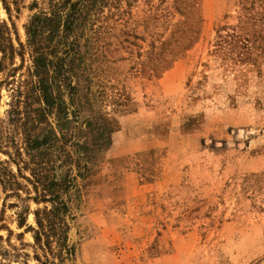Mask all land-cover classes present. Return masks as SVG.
<instances>
[{
    "label": "rangeland",
    "instance_id": "1",
    "mask_svg": "<svg viewBox=\"0 0 264 264\" xmlns=\"http://www.w3.org/2000/svg\"><path fill=\"white\" fill-rule=\"evenodd\" d=\"M75 1L78 26L50 64L64 144L53 177L69 168L75 183L63 264H264V190L246 187L264 172V0ZM51 2L0 0V264H61L56 244L35 242L36 211L52 203L18 154L14 111L32 64L26 24ZM94 140L104 146L80 170L72 143Z\"/></svg>",
    "mask_w": 264,
    "mask_h": 264
},
{
    "label": "trees",
    "instance_id": "2",
    "mask_svg": "<svg viewBox=\"0 0 264 264\" xmlns=\"http://www.w3.org/2000/svg\"><path fill=\"white\" fill-rule=\"evenodd\" d=\"M79 3L75 0H52L49 9H41L35 12L29 22L26 24L27 42L20 43L21 48L26 51L30 49L32 56V64L29 67L28 77L22 79L15 94L17 106L14 111L18 114V122L23 126L24 144L25 146L18 150V154L23 158V151L29 157V161H25L26 167L32 173L31 182L35 184L36 190L39 192V199L45 202H51V206H45L36 211L37 222L39 228L35 229L36 245L49 249L54 253V245L60 248L59 258L61 264L74 253L75 249L70 247L68 243V230L65 221V212L69 209L68 201L63 198L64 193L68 192L72 185L74 177L67 169L66 173H57L59 179L53 177L55 168V157L57 150L64 148V144H56V140L61 141L56 133L55 127L50 124V115L55 106L60 105V97L54 94V83L56 79L50 71L53 59L52 54H56L58 46L57 38L61 32L64 36L71 35L78 26V14L80 10ZM248 43L253 44L247 40ZM12 51H15L14 43L11 45ZM6 52L4 49H2ZM71 56L68 52L66 59ZM4 71L2 63H0V72ZM20 105V107H18ZM53 114V113H52ZM58 117V126L65 130L66 126L72 121L62 115L56 114ZM111 121L116 119L110 118ZM93 132V121L87 119V129L83 133L89 134ZM114 130L112 129L106 136L104 133H96L95 139L103 140L109 143L113 138ZM65 140V134L64 138ZM69 139L66 140V144ZM72 146L77 152H81L78 158V166L80 170L87 169V162L81 165V158L88 156L92 151H97L104 146L94 140L92 145L88 142L75 141ZM90 158V157H88ZM72 161V154L66 153L63 165ZM60 166V165H59ZM82 174V171H80ZM246 187L252 189V192L258 195L264 190V172L249 176L246 178ZM264 192V191H263ZM45 264H51L47 259ZM52 264H60L53 262Z\"/></svg>",
    "mask_w": 264,
    "mask_h": 264
}]
</instances>
